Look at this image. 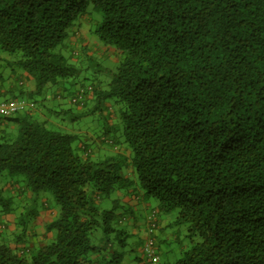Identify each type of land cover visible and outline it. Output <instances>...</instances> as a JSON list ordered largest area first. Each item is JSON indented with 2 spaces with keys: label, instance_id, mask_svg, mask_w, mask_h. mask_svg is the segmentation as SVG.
<instances>
[{
  "label": "trees",
  "instance_id": "obj_1",
  "mask_svg": "<svg viewBox=\"0 0 264 264\" xmlns=\"http://www.w3.org/2000/svg\"><path fill=\"white\" fill-rule=\"evenodd\" d=\"M90 5L109 81L67 53ZM1 63L34 86L0 115V264H126L142 197L188 226L170 264H264V0H0ZM54 89L82 115L113 102L109 152L54 128Z\"/></svg>",
  "mask_w": 264,
  "mask_h": 264
},
{
  "label": "rangeland",
  "instance_id": "obj_2",
  "mask_svg": "<svg viewBox=\"0 0 264 264\" xmlns=\"http://www.w3.org/2000/svg\"><path fill=\"white\" fill-rule=\"evenodd\" d=\"M84 17L87 18L84 19V25H87L88 28L92 30L87 34L88 40L91 43L90 48L80 47L79 45H69L67 49V53H72L73 51L75 52V55L73 56L74 58H72L70 62L75 64V66H77V68L80 70L77 80L82 82L93 81L103 77L107 78L109 81L111 77L109 72L116 71V68L119 64V59L116 60L113 57L114 53H112V51H114V48L104 45L93 32L94 28L102 22V12L95 9L93 5H90L87 14ZM87 37L85 36V39H87ZM108 50H111V52H108ZM21 74H23V71L20 69L10 68L9 66H5L4 63H1L0 65V78H3L2 83L5 86L12 85L14 87V90L8 93L10 98L17 96L21 91H27L34 86L33 82H27V79ZM21 81H25V85H22ZM2 83L0 80V85ZM55 91L56 90L54 89L53 91L48 92L46 95H39L36 97L38 103L44 101L47 97V104L50 106L61 105L59 107L63 109H72L69 113L60 114L59 116L55 117V123L57 125L54 127L55 129L77 134L82 140H90L92 142L94 139L98 137L101 138L103 135H106L104 133L107 131V128L114 127L113 124L115 123V120L113 122L110 121L112 111L114 112L115 110L111 100H107L106 102L102 101L99 105L100 111H97L94 114L82 115L88 110V108H90V104L87 105L86 108H79L77 106L69 105L68 97L65 99H55L53 97ZM23 99L28 100L27 98ZM49 113L50 112L47 110H42V114L45 116H49ZM79 115H81V117L75 120L74 117ZM111 131L112 132L110 134L112 135L118 133V130H115V128H113ZM97 140L98 139H96V141ZM91 142H89L90 147L95 149V142ZM141 201L142 205H148V208H150L149 212H152L153 208L158 206V202L154 199L147 198ZM50 202L54 204L53 200H50ZM177 214L178 211L176 210L167 216V219H169V222H167L169 224V227L166 229L167 232L164 230H162V232L157 229L155 230V232L157 231L158 238L154 242V249L156 248L158 254L161 256V260L160 262L153 264H170L175 262L181 257L182 251L191 246V239L188 236V226L176 225L174 223ZM138 215L139 217L137 220L140 222L141 226L144 227L147 223L148 215L144 210H141ZM167 235H170V238H166ZM141 264L151 263L143 262Z\"/></svg>",
  "mask_w": 264,
  "mask_h": 264
},
{
  "label": "crops",
  "instance_id": "obj_3",
  "mask_svg": "<svg viewBox=\"0 0 264 264\" xmlns=\"http://www.w3.org/2000/svg\"><path fill=\"white\" fill-rule=\"evenodd\" d=\"M84 24H85V20H81L80 24L72 29V36L70 37V39L68 41L69 45H73V46L79 45L80 47L90 48L91 43L88 40L87 34H88V32H91V30L88 28L87 25H84ZM85 36L87 37V39H85ZM0 80L2 83L3 78H0ZM13 90H14V87L12 85L5 86L2 83L0 85V103L1 102H9L12 100H17V99H14L13 97H11V98L9 97L8 93L12 92ZM30 107H31V105L29 104L20 113H24ZM94 145H95V149L94 148H92V149L94 151L95 156L96 155H102L103 156L104 154H106L107 152H109L112 149V147L110 146V144L108 142H102L100 140H97ZM141 200H144V197H142ZM134 209L144 210L147 213V215L151 213V212H149L150 208H148L147 204L146 205H144V204L140 205L138 208L135 207ZM152 211H154V213L157 217V221H158L157 230H159L160 232H162V230L167 232L166 229L169 227V224L167 223V222H169V219H167L168 217L164 218V217L158 216V214H159L158 207L157 208L154 207ZM148 225H149L148 220H147V223L144 227H142L140 222H138V220H137V225H136V229H135L136 237L134 238V245H133L134 247L132 250H128L127 254L125 255V263L126 264H141L143 262H146V263L150 262L151 264L154 263V262H152V260L149 257H147V255L144 252V245L146 244V242L149 239H153L155 242L156 239L158 238L157 231L151 232ZM166 238H170V235H167ZM155 253L158 256V261L155 263H158L161 260V256L158 254L156 248H155Z\"/></svg>",
  "mask_w": 264,
  "mask_h": 264
},
{
  "label": "built area",
  "instance_id": "obj_4",
  "mask_svg": "<svg viewBox=\"0 0 264 264\" xmlns=\"http://www.w3.org/2000/svg\"><path fill=\"white\" fill-rule=\"evenodd\" d=\"M82 98V96H81ZM28 104L24 100H12L9 102H1L0 103V115L3 117H12L15 114L23 111L25 107H27ZM155 228V223L150 224L149 229L151 232H153ZM144 252L149 257L152 262L158 261V256L155 253L154 249V241L153 239H150L145 245H144Z\"/></svg>",
  "mask_w": 264,
  "mask_h": 264
}]
</instances>
